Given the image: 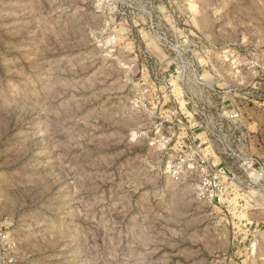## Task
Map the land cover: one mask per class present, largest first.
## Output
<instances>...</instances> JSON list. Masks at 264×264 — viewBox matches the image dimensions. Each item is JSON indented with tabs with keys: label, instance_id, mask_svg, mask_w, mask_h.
Instances as JSON below:
<instances>
[{
	"label": "rangeland",
	"instance_id": "rangeland-1",
	"mask_svg": "<svg viewBox=\"0 0 264 264\" xmlns=\"http://www.w3.org/2000/svg\"><path fill=\"white\" fill-rule=\"evenodd\" d=\"M223 50L264 64V0H0V264H264V72ZM194 68L239 110L224 206L150 143Z\"/></svg>",
	"mask_w": 264,
	"mask_h": 264
},
{
	"label": "built area",
	"instance_id": "built-area-1",
	"mask_svg": "<svg viewBox=\"0 0 264 264\" xmlns=\"http://www.w3.org/2000/svg\"><path fill=\"white\" fill-rule=\"evenodd\" d=\"M223 58L230 63L236 77H242L246 72L252 77H257L264 72V64L261 65L257 56L252 53L246 60L239 51L223 50ZM195 82L192 86L202 90L203 100L196 95L187 98L188 113L182 111L181 104L175 100V109L172 107L168 114H160L152 123L151 146L158 149L164 156V173L174 180H192L195 182L197 196L212 206H224L228 203V194L233 180H240L230 169L226 159L236 155L231 145L224 147L223 152L218 153L208 144L211 135L222 133V129H216L206 122L213 118L235 123L239 118V110L231 104L228 110L224 105V96L219 88L213 86V82L203 80L197 68L193 69ZM175 73L178 78L184 76L183 70L177 68ZM198 75V76H197ZM202 104V106H201ZM214 104V105H213ZM207 105H213L215 116L206 110ZM198 120H201L199 122ZM236 132V130H233ZM239 132V131H238ZM246 180H264V167L260 163L246 165ZM261 171V174L260 172Z\"/></svg>",
	"mask_w": 264,
	"mask_h": 264
}]
</instances>
